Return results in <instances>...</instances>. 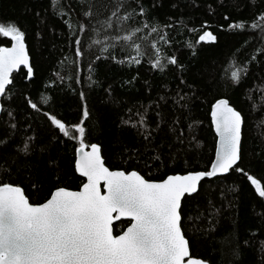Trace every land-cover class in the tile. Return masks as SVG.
<instances>
[{"label": "trees", "instance_id": "1", "mask_svg": "<svg viewBox=\"0 0 264 264\" xmlns=\"http://www.w3.org/2000/svg\"><path fill=\"white\" fill-rule=\"evenodd\" d=\"M144 2L151 5L152 0ZM107 3L109 0H94L93 23L97 18L95 14L104 12L103 5ZM82 6L87 9L84 0H51V7L49 0H0V26L7 27L13 21L19 24L25 33V46L34 68L30 82L22 78L26 77L24 69L11 76L10 91L1 105L0 137L6 134L9 147L2 149L8 163L0 161V181L22 184L26 198L33 204L43 202L49 190L56 187L79 190L83 179L73 167L78 145L67 138L49 135L42 112L50 111L65 122L71 132L72 124L80 116L79 94L83 92L92 117L88 123L95 128L85 137L86 145L97 143L101 146V158L109 170L135 169L153 182L167 175L209 168L215 136L208 114L216 99L228 100L244 120L242 159L238 163L264 188V104L259 100L264 96V82L261 81L264 55L258 56L257 51L264 49V41L250 29L239 35L236 34L239 30H227V25L233 21H244L247 25L264 14V0H157L152 14L161 25L176 23L173 30L164 33L170 34L168 45L159 36L146 32V49L151 53V46L159 45L161 56H175L186 66V75L181 77L171 65H165L164 72H154L144 57H140L142 64L131 70L106 60L98 62L94 77L101 87L92 88L88 87L93 78L89 64L102 55L99 46L94 52L86 51L83 67L78 68L73 63L76 46L65 39L66 26L71 27L76 22L75 16L66 14L67 9L71 7L80 13ZM205 30L216 37L215 42L197 43ZM75 34L84 36L79 32ZM249 36L251 41L245 44ZM85 40L87 49L92 40L103 41L104 37H97L90 30ZM10 42L8 37L0 36V47L9 46ZM114 54L124 59L119 50ZM257 56L256 61H250L246 78L232 87L229 83L231 71ZM57 72L64 76L63 83ZM74 73L78 74L74 76ZM84 77H88V81L83 85L75 83L83 81ZM181 78L192 84L191 90L179 83ZM108 85L112 86L113 93L110 102L105 101L103 91ZM178 92L187 93L186 98L179 100ZM24 94L30 95L41 109L40 113L27 109ZM253 103L259 105L257 109H253ZM5 109L15 115L14 128L9 127L11 118ZM145 109H148L146 122L150 129L156 128L157 112L162 119L159 133H152L151 144L135 129L123 125L125 120L137 121V113H145ZM170 126L176 128L177 134L183 132V143L172 137ZM29 138L33 141L29 156L34 164L32 179L37 182L38 190L18 175L10 159ZM41 146L46 148L43 153ZM156 155H161L162 161L156 160ZM9 167L11 172L7 170ZM182 213V233L189 241L190 256L209 264H264V198L256 194L245 176L230 171L226 176L203 181L198 194L183 200ZM123 227L126 222L115 224L114 235ZM236 241L242 250L239 261L230 256V247Z\"/></svg>", "mask_w": 264, "mask_h": 264}, {"label": "snow or ice", "instance_id": "2", "mask_svg": "<svg viewBox=\"0 0 264 264\" xmlns=\"http://www.w3.org/2000/svg\"><path fill=\"white\" fill-rule=\"evenodd\" d=\"M157 0L151 5L144 0H109L104 4V12H97L96 22L93 23L95 6L94 0H84L87 9L82 6L80 13L74 9H67L68 15L75 16L76 22L65 28V39L76 47L74 49V65L83 67V57L86 51H93L99 46L102 55L89 64L92 79L88 87H101L95 73L99 61L111 60L121 67L142 64L140 57L150 62L151 69L164 72L165 65H171L181 77L186 75V66L180 64L175 56H161L159 45L151 46L152 52L146 49L144 36L150 32L159 36L160 40L168 45L171 43L170 34L166 30H173L175 21L161 25L159 19L152 14ZM51 7V0H49ZM211 7V5H209ZM39 17V13H36ZM102 17V19L100 18ZM62 19V17H61ZM172 20L171 17L168 18ZM228 20V17H224ZM43 22V21H41ZM207 23V22H205ZM183 26V24H181ZM223 27V26H222ZM246 29L256 31L261 41H264V14L255 17L251 24L244 21H233L227 25V30L236 34H243ZM97 37L103 36V41L92 40V44L85 48L89 31ZM192 29H189L191 31ZM258 30V31H257ZM83 33L84 36L75 33ZM123 33V35H121ZM0 36L11 40V47H0V105L5 95L10 91L12 84L10 73L23 66L26 70V79L31 81L34 77V68L30 63L29 55L25 51V33L15 21L7 27L0 26ZM40 33L37 32V37ZM216 37L210 31H203L197 43L215 42ZM251 41V36L244 41ZM119 50L124 59H118L114 54ZM258 56L264 55V49H258ZM107 53V55H103ZM132 53H135L134 55ZM195 55V53H193ZM257 57H250L231 71L230 85L238 86L246 78L250 70V61ZM78 73H74V76ZM64 82V76L56 73ZM136 79L135 76L132 77ZM88 81H75L83 85ZM264 82V78H261ZM179 83L189 90L192 84L181 78ZM147 84V81H145ZM264 86V85H262ZM106 93L105 101L112 100V86L103 89ZM260 89H257L259 92ZM187 93H177L179 100H184ZM11 99V96H8ZM27 109L40 113L41 109L34 103L29 94H24ZM81 103L80 116L72 124V131L68 130L66 123L58 119L48 110L42 115L46 117L45 128L51 136L67 138L74 141L75 157L73 161L74 172L84 178L78 191H70L65 187H56L49 190L43 202L30 203L26 198L21 185L0 181V264H209L201 259L189 257V241L182 234V205L183 200L198 194L200 183L230 171L239 173L247 178L256 194L264 198V188L256 178L246 172L238 163L242 159L243 142V116L241 112L230 106L226 99H216L211 105V122L217 137L215 158L210 168L200 171L193 170L183 175H167L158 182L143 178L135 169L110 171L102 163L101 146L97 143L86 145L85 137L95 128L89 126L91 113L85 93L79 94ZM264 104V96L259 97ZM175 102V101H174ZM253 103V109L258 108ZM11 120L9 127L14 128L15 115L5 109ZM137 113V121L125 120L124 126L135 129L139 136L151 144L152 133H159L162 127L160 113L157 112L155 129H150L146 122V112ZM2 118V117H0ZM175 123V122H174ZM53 129L55 131H53ZM172 137L183 143V132L177 134L176 128L170 126ZM0 161L8 163V158L2 149L9 147L5 137H0ZM89 147L90 150H85ZM45 152V146H41ZM33 151V141L29 138L24 147L19 148L11 155V163L16 165V171L22 179H27L33 188L37 189V182L32 179L34 164L29 159ZM133 152H136L133 149ZM161 160V155L155 156ZM17 161H20L17 163ZM51 164V161H49ZM12 171L11 167L7 169ZM103 182V189L100 183ZM123 219L126 227L120 234L114 235V221ZM247 245V241L244 242ZM242 255L239 241L230 247L232 260L239 261Z\"/></svg>", "mask_w": 264, "mask_h": 264}, {"label": "water", "instance_id": "3", "mask_svg": "<svg viewBox=\"0 0 264 264\" xmlns=\"http://www.w3.org/2000/svg\"><path fill=\"white\" fill-rule=\"evenodd\" d=\"M11 43L12 42H10V45L9 46H7V47H11ZM25 51H26V53L28 54V52H27V49H26V46H25ZM21 69H23V66L21 65V66H19V68H16V69H14L13 70V72L12 73H10L9 75H10V78H11V76L14 74V73H17V71L18 70H21ZM25 70V69H24ZM215 102V101H214ZM1 110H2V108H1V105H0V115H1ZM210 113H211V107H210ZM209 115V117H210V123H211V128H212V131H213V134H214V136H215V148H216V140H217V137H216V134H215V130L213 129V127H212V122H211V115L210 114H208ZM215 148H214V154H213V159L215 158ZM86 151L87 150H90V148L89 147H86V149H85ZM102 157V156H101ZM102 163L104 164V161H103V159H102ZM105 166V165H104ZM210 166H211V164L209 165V168H210ZM106 167V166H105ZM110 171H115V170H110ZM228 173H226V174H222V175H218V176H216V177H213V178H211V179H208V178H205L203 181H205V180H213L214 178H218V177H223V176H226ZM77 176H78V174H77ZM80 178H82V177H80ZM83 180H84V178H82ZM202 181V182H203ZM201 182V183H202ZM200 183V184H201ZM100 188H101V190L103 189V182L101 181V183H100ZM78 191V190H77ZM125 222L123 219H121V220H119V221H114V225L115 224H117L118 222ZM120 234V233H119ZM183 234V233H182ZM191 254H190V250H189V257H187V258H185V260H187L188 258H193V259H197V258H194V257H192V256H190Z\"/></svg>", "mask_w": 264, "mask_h": 264}]
</instances>
